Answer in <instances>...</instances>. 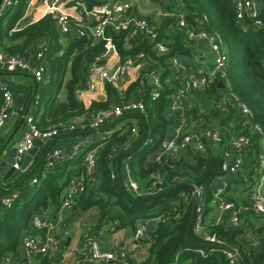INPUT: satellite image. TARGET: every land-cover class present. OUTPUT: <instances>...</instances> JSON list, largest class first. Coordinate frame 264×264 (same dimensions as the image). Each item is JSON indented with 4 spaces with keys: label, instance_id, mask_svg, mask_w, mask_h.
<instances>
[{
    "label": "trees",
    "instance_id": "1",
    "mask_svg": "<svg viewBox=\"0 0 264 264\" xmlns=\"http://www.w3.org/2000/svg\"><path fill=\"white\" fill-rule=\"evenodd\" d=\"M27 1L13 0L0 17V51L26 57L37 51L42 53L39 62L45 67L44 75L41 81L36 82L31 101L35 106L33 114L38 128H60L72 118L88 117L99 109L135 97L144 104L142 117L146 135L134 147L142 129L137 117H128L124 125L102 140L90 142L71 158L58 159L49 168L44 158L30 175L26 176L28 169L22 172L14 182L23 180L14 188L19 191L18 198L9 208L0 206V260L5 254L17 251L21 239L31 234L34 216L42 214L44 209L59 207L68 182L83 171L85 152L98 147L96 181L86 183L83 192L75 197L73 203V212L97 209V217L87 235L99 236L103 228L110 233L121 229L133 232L139 220L154 219L156 223L148 232L150 240L146 256L136 264H226L219 248L193 231L196 212L192 211V189L196 186L201 189L204 230L228 246L236 247L239 252L238 264H264V212L253 211L247 196L260 177L256 169L261 153L264 159V146L261 143L264 139V31L249 18L238 21L233 0H175V7L166 0H156L164 1L166 9L183 16L188 28H198L200 25L218 37L226 56L225 75L231 90L248 106L251 114L248 123L244 124L236 117L235 107L229 108L230 113H219L215 106H209L208 97H214L219 91L218 82H210L204 92L194 95L195 104L188 107L185 116L188 121L201 118L203 126L220 130L221 143L214 148L209 146L203 152L189 150L178 157L152 161L151 155L169 136L173 122L179 119L178 113H168L171 95L179 80L168 67L166 58L169 55L181 56L186 65L195 66L197 45L187 38L183 29L175 26L174 17L146 15L148 22L156 28L158 37L168 45L167 54L157 53L146 36L138 37L126 46L125 31L112 33L108 37L121 60L143 51L148 66L123 89L105 84L107 98L103 101L92 99L86 105L79 100L77 90L85 87L89 65L105 50L106 40L100 39L90 46L87 38L63 35L52 13H46L37 21L13 30L25 11ZM84 1L87 5L96 2ZM261 11L264 13V5H261ZM151 70L159 73L160 87H156L145 75ZM68 73L70 77L65 80ZM63 87L66 99L58 101ZM154 90L159 92L155 98L152 97ZM1 101L0 91V104ZM253 124L258 125L261 132L251 130ZM133 127L137 128L136 136L131 134ZM239 131L248 134L251 143L239 152L241 167L235 174L229 175L228 185L222 193L224 200L240 208L239 224L232 226L227 223V213L221 215L218 221V216L211 218L210 214L213 209L216 210L213 202L216 179L223 174L221 151L225 149L229 133ZM129 142L130 145L126 147ZM119 158L120 169L117 171L116 161ZM124 163L144 195L171 191L155 199L131 200L124 194L118 181L120 176L131 195L138 197L126 184ZM262 172L264 174V168ZM157 174L162 184L152 188L151 182ZM33 179L36 181L33 182ZM2 194L0 191V196ZM191 217L192 242L186 237ZM248 232L250 237L247 236ZM252 235L257 238L256 244H252ZM33 258L34 264H52L46 253H35Z\"/></svg>",
    "mask_w": 264,
    "mask_h": 264
},
{
    "label": "built area",
    "instance_id": "2",
    "mask_svg": "<svg viewBox=\"0 0 264 264\" xmlns=\"http://www.w3.org/2000/svg\"><path fill=\"white\" fill-rule=\"evenodd\" d=\"M34 1L40 3L46 13L54 14L59 31L69 37L87 38L89 45H95L100 39H105V50L97 55L90 63L88 68V78L85 87L78 89H86L91 94H95L96 88L91 81V76L96 75L100 82L105 84H112L123 89L126 83L136 79L141 71L148 66L145 59V52L139 51L131 57L120 59L115 51L114 46L107 36V30L110 29L112 33L126 32L125 45L129 46L132 40L146 36L153 43V49L159 54H167L169 52L168 45L158 37V32L146 19L144 14H135L132 12V3L128 0H96L95 3L87 5L84 0H28L27 6H31ZM162 5L156 15L162 17H174L175 26L185 31L187 38L194 43L204 41L208 49L214 54L213 68L210 72H206L203 68L195 65H186L184 58L177 55H169L166 58L168 67L176 74L179 80L178 86L174 89L171 95V101L168 107V113L173 115L178 113V121H174L170 127V134L162 140L159 149L151 155L152 161H160L164 157H178L180 154L188 153L189 150L203 152L211 146L216 147L221 143V131L209 126L202 125V119L188 121L185 114L188 107L195 104L194 95L196 93L204 92L210 82L217 81L222 83L219 91L215 96H218L214 101V97H208V105L215 106L219 113H230L231 106L236 109V117L245 124L250 119V110L248 106L231 90L230 84L225 75L226 56L220 44L218 37L208 32L199 25L198 28H188L184 17L176 14L174 11L166 9V4L162 1ZM13 0H1L0 2V17L4 11L11 6ZM235 7L236 19L238 21L249 18L253 24L264 31V13L261 11L259 0H233ZM15 30V29H13ZM118 56V64L114 69H107L106 62L110 55ZM42 53L37 51L31 56H24L20 54H6L0 51V69L9 72H28L31 74L35 82L41 81L44 75L45 67L39 62ZM147 62V65H145ZM138 71L137 74H132L131 70ZM149 81L156 87H160V76L155 70L145 72ZM0 91L2 93V101L0 104V129L4 126L6 120L15 114L13 94L10 89L8 81L0 78ZM159 95L157 90H154L152 97ZM37 101H35V104ZM32 105L30 112L24 117L25 128L22 131L21 138L17 141L15 151L14 167L19 168L22 157L26 152L32 148L35 139H51L57 136L61 131H87L100 128L106 122L121 117L125 113L144 111V104L140 99L131 97L112 104L106 108L99 109L90 116H80L72 122L61 125L60 128L53 127L47 129H40L36 125L33 114ZM201 110L198 111V114ZM251 130L261 132L258 125L253 124ZM131 134L136 136L137 128L133 127ZM91 141L87 138H81L76 141L69 152L63 153L60 149L52 150L47 159L46 167L51 165L58 159L71 158L77 152L82 150L84 146ZM251 143L250 136L241 131L236 133H229L225 149L221 151L224 158L221 164L222 175L217 177L216 190L213 196V202L216 204L217 221L219 217L225 213L228 214L227 223L236 226L239 224L240 208H236L233 202L226 201L222 198V193L228 185L229 175L235 174L240 169L242 164V157L240 151L248 147ZM264 146V139L261 141ZM130 142L126 144V147ZM97 154L98 147L87 150L83 157V171L76 177L72 178L66 188L59 204V218L57 222L34 216L31 225L42 231L44 242L38 244L33 236L25 235L20 242V247L23 248L28 256L35 253H48L54 256L60 247V239L56 236V226L60 223L61 217L65 212H73V203L75 197L83 192L86 183H93L96 181L97 169ZM259 165L257 172L260 173L259 180L252 186L249 192L250 208L256 213L264 212V159L262 153L259 155ZM126 184L136 196H143V190L138 187V184L130 175L128 165H123ZM33 182L36 179L32 180ZM162 184L160 175L157 174L152 182L151 187L156 188ZM192 195L195 202L196 217L193 225V231L209 244L215 245L221 251L226 264H238L239 252L236 247L228 246L224 241L219 240L214 234H209L204 230L202 225V202L201 189L193 187ZM19 191L13 189L8 193L0 196V206L2 208H9L13 202L18 198ZM149 227L148 220H139L132 232V238L136 247L147 248L149 245ZM249 235V232L247 234ZM252 244L257 243V238L252 235ZM83 255L75 264H133L130 252L123 248L102 247V240L97 235H85L83 237L80 248L77 253ZM203 254V251L200 250ZM0 264H9L7 254H5ZM15 264H32L30 260L25 263Z\"/></svg>",
    "mask_w": 264,
    "mask_h": 264
},
{
    "label": "crops",
    "instance_id": "3",
    "mask_svg": "<svg viewBox=\"0 0 264 264\" xmlns=\"http://www.w3.org/2000/svg\"><path fill=\"white\" fill-rule=\"evenodd\" d=\"M132 3V12L135 14H144V15H156L157 10L164 5L162 1L156 0H128ZM28 2V1H27ZM260 5H263L259 0ZM46 14L44 7L34 1L31 6H27L22 17L18 20L15 25V30L20 29L32 22L37 21L41 17ZM196 50L194 53L195 56V65L203 68L206 72H210L213 68V60L214 54L208 49L207 45L204 41H200L195 43ZM118 56L112 54L106 62L107 69H114L118 64ZM132 74H137L138 71L135 69L131 70ZM70 77L69 73L66 75L65 80H68ZM0 78L8 81L10 89L13 94L14 99V109L15 114L8 119L12 118L9 122L6 120L4 126L0 129V148L4 146L3 150H8L16 141L20 133L24 130L25 124L24 120L20 123V119L25 112H30L32 109V96L34 94V89L36 86V82L33 77L28 72H14L9 73L0 69ZM91 81L96 88L95 94H91L86 89H82L78 92L77 96L79 100L83 101L84 104L88 105L92 99L97 100H105L107 98V94L104 90L103 84L97 78L96 75L91 76ZM66 99V91L63 87L58 94V101H65ZM119 118V117H118ZM77 118H72L68 122H72ZM116 120V119H114ZM114 120H111L109 124L101 126L102 129H97L92 133H84L83 131H61L57 136L49 139L47 142L40 144L36 151L33 159L31 160L27 169H31L33 165L37 162V160L47 152L46 159L50 155L52 150L60 149L63 153H67L70 151L71 146L81 138H87L92 142H98L108 136L112 131L107 130L108 128H103L105 126L110 125ZM67 122V123H68ZM135 123V121H133ZM112 126V125H111ZM110 126V127H111ZM109 127V128H110ZM10 140L12 142L10 143ZM51 141H53L51 143ZM17 142V141H16ZM17 144V143H16ZM51 145V146H50ZM50 147V148H49ZM48 150V151H47ZM26 169V170H27ZM16 179H14L10 185L3 182L0 177V185L2 188L7 189L14 184ZM65 192V190H64ZM63 192V194H64ZM3 193V192H2ZM62 194V196H63ZM61 196V197H62ZM87 215H91L90 219H88ZM59 207L58 208H48L44 209L42 214L39 217L47 218L50 221L57 222L59 218ZM97 217V209L91 208L84 212H65L61 217V222L56 226V236L60 239V247L54 256H50L48 253V257L50 258V262L52 264H75V262L79 259H82L83 255L77 253V250L80 248L83 237L87 234L88 229L91 225L94 224L95 219ZM211 218H216L217 213L210 214ZM155 222L156 220L151 219L148 220ZM155 225V224H154ZM149 229L150 227L148 224ZM107 234V236H106ZM38 244H43L44 238L43 233L39 229L34 228L31 225V234ZM99 236L102 240V247L106 249L110 248H123L127 249L130 252V256L132 258L133 264H136L141 259L146 256V248L140 247L139 249L136 247L134 240L132 238V232L128 229H121L116 232L110 233L108 229L103 228L99 232ZM34 255V254H33ZM32 256H28L27 252L18 247L17 251L7 253V258L9 264L15 263H25L30 260L32 264H34V258Z\"/></svg>",
    "mask_w": 264,
    "mask_h": 264
},
{
    "label": "water",
    "instance_id": "4",
    "mask_svg": "<svg viewBox=\"0 0 264 264\" xmlns=\"http://www.w3.org/2000/svg\"><path fill=\"white\" fill-rule=\"evenodd\" d=\"M166 1L172 7H175L176 6V1L175 0H166ZM0 2H1V0H0ZM262 2H263V5H264V0H262ZM111 34H112L111 30L108 29L107 30V36H110ZM145 65H147V62H145ZM218 86L219 87H222L223 85H222V83H219ZM217 98H218V96H215L214 97V101H216ZM26 114H27V112H25L22 115L19 124L22 123V121L24 120V117H25ZM132 116L133 117H137L140 120L141 129H142L141 137H140L139 141L134 145V147H136L140 142L143 141V139L145 138V135H146V127H145V124H144V121H143L142 113H139V112H129V113H125L121 117L116 118V120H114L110 125L105 126L103 128L104 129L105 128H109L111 125L115 124L116 122L121 121V120H123L125 118H128V117H132ZM97 129H102V128L100 127V128H97ZM97 129L88 130L87 132L88 133H92V132L96 131ZM21 136H22V132L20 133V135L18 136V138L16 139V141H18L21 138ZM16 141L6 151L3 150L4 146H2L0 148V177H1L2 181L5 182V183H7V184H10L14 179H16L22 172H24L27 169V167L29 166L31 160L33 159V157L35 155V151H36L37 147L40 144L47 142L48 139H45V138L44 139H35L33 141L32 148L29 149L26 152V154L22 157V160H21V163H20V167L19 168H15L14 167V163H15V151H16V146H17V144H16L17 142ZM52 142L53 141H51V143ZM46 155H47V152H45L37 160V162L35 163V165H33V167L28 170L26 176L30 175L36 169V167L40 164V162L44 158L46 159ZM47 159H49V157ZM120 159L121 158H119L116 161V170L117 171H119V169H120ZM118 181H119V185H120L122 191L124 192V194L128 198H130L131 200H133V201L155 199V198L161 197V196H163V195H165V194H167V193H169L171 191V190H166V191H163V192L157 193V194L144 195V196H139V197H133L131 195V193L127 190V188L125 187V184H124V182H123V180H122V178L120 176H118ZM22 182H23V180H20L19 182L13 184L12 186H10L7 189L2 188V186L0 185V191L3 192V193H8L9 191L13 190L18 185H20ZM195 202L196 201H194L193 210H192L193 212L195 210ZM191 222H192V217L190 218L189 223H188L186 237H187V240H189V241L192 242V239L190 237Z\"/></svg>",
    "mask_w": 264,
    "mask_h": 264
},
{
    "label": "rangeland",
    "instance_id": "5",
    "mask_svg": "<svg viewBox=\"0 0 264 264\" xmlns=\"http://www.w3.org/2000/svg\"><path fill=\"white\" fill-rule=\"evenodd\" d=\"M11 119H12V118L8 119V122H9ZM128 120H129V118H126V120L118 121V122H116L115 124H113L110 128H108L107 130H109V131H114V130L118 129L119 127H121L122 125H124ZM11 142H12V140H10V143H11ZM247 196H249V195L247 194ZM215 213H217V211H216L215 209H213V210L211 211V214L214 215ZM90 216H91V215H87L88 219H90ZM148 224H149L150 227H153L154 224H155V222L149 221ZM127 230H128V229H127ZM106 236H107V234H106Z\"/></svg>",
    "mask_w": 264,
    "mask_h": 264
}]
</instances>
